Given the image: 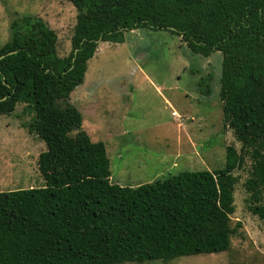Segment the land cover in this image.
<instances>
[{
  "label": "trees",
  "instance_id": "1",
  "mask_svg": "<svg viewBox=\"0 0 264 264\" xmlns=\"http://www.w3.org/2000/svg\"><path fill=\"white\" fill-rule=\"evenodd\" d=\"M77 10L69 56L41 18L12 23L0 47V115L19 104L47 146L45 186L0 192V264H144L228 252L239 170L247 157L249 210L264 220V0H68ZM141 28L178 35L193 54H223L220 100L229 146L218 171H183L138 187L111 183L106 144L81 131L70 103L101 42ZM4 56V57H2ZM208 76L200 82L211 93ZM81 135V136H80Z\"/></svg>",
  "mask_w": 264,
  "mask_h": 264
},
{
  "label": "rangeland",
  "instance_id": "2",
  "mask_svg": "<svg viewBox=\"0 0 264 264\" xmlns=\"http://www.w3.org/2000/svg\"><path fill=\"white\" fill-rule=\"evenodd\" d=\"M26 15L41 17L58 35L59 57L69 56L77 10L68 0H0V47L11 39L12 23ZM222 71L221 52L193 54L180 36L165 29L141 28L127 32L124 43L101 42L84 84L71 94L84 122L70 136L78 138L83 131L105 143L111 183L123 187L183 171L221 170L227 147H242L224 124ZM208 76L211 93L206 95L200 82ZM25 108L19 104L11 115H0V192L45 186L38 159L47 146L30 132L33 114ZM251 171L247 157L235 172L239 182L231 218L242 228L228 252L144 264H264V220L249 210L245 188Z\"/></svg>",
  "mask_w": 264,
  "mask_h": 264
},
{
  "label": "built area",
  "instance_id": "3",
  "mask_svg": "<svg viewBox=\"0 0 264 264\" xmlns=\"http://www.w3.org/2000/svg\"><path fill=\"white\" fill-rule=\"evenodd\" d=\"M173 116L178 117V114L176 112H173Z\"/></svg>",
  "mask_w": 264,
  "mask_h": 264
},
{
  "label": "water",
  "instance_id": "4",
  "mask_svg": "<svg viewBox=\"0 0 264 264\" xmlns=\"http://www.w3.org/2000/svg\"><path fill=\"white\" fill-rule=\"evenodd\" d=\"M97 52V51H96ZM2 57H4V56H2Z\"/></svg>",
  "mask_w": 264,
  "mask_h": 264
}]
</instances>
